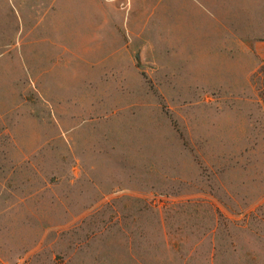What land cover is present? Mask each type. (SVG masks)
<instances>
[{"label": "rangeland", "instance_id": "374dc122", "mask_svg": "<svg viewBox=\"0 0 264 264\" xmlns=\"http://www.w3.org/2000/svg\"><path fill=\"white\" fill-rule=\"evenodd\" d=\"M14 24L2 49L26 64L29 47L37 58L69 57L65 29L18 46ZM248 44L233 33L225 76H201L213 89L166 84L153 90L154 105L138 93L136 106L74 139L73 156L58 140L9 171L0 182V264H264V64ZM151 51L142 50L147 80ZM8 157L11 167L17 155Z\"/></svg>", "mask_w": 264, "mask_h": 264}, {"label": "crops", "instance_id": "0c3cea01", "mask_svg": "<svg viewBox=\"0 0 264 264\" xmlns=\"http://www.w3.org/2000/svg\"><path fill=\"white\" fill-rule=\"evenodd\" d=\"M15 20L22 27L18 46L65 29L62 38L72 44L64 49L69 57L37 58L29 47L26 64L13 47L2 49ZM258 25L264 27V8L243 6L241 0H0V170L6 172L0 182H10L9 171L21 169L58 140L73 156L74 139L136 106L138 93L154 99V105L153 90L163 91L166 84L181 91L213 89L201 86V76H225L234 32L251 41L254 61L264 64ZM237 27L248 30L236 32ZM154 28H163V35ZM144 49L154 50L153 67L145 69L150 80L142 73ZM10 154L17 158L8 167Z\"/></svg>", "mask_w": 264, "mask_h": 264}]
</instances>
